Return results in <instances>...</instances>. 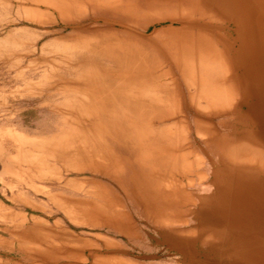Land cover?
<instances>
[{"label":"bare ground","instance_id":"bare-ground-1","mask_svg":"<svg viewBox=\"0 0 264 264\" xmlns=\"http://www.w3.org/2000/svg\"><path fill=\"white\" fill-rule=\"evenodd\" d=\"M0 65L1 105L33 104L27 130L0 117L20 248L49 233L77 264H138L159 251L116 238L146 236L177 256L156 264H264V0H0Z\"/></svg>","mask_w":264,"mask_h":264},{"label":"rangeland","instance_id":"rangeland-1","mask_svg":"<svg viewBox=\"0 0 264 264\" xmlns=\"http://www.w3.org/2000/svg\"><path fill=\"white\" fill-rule=\"evenodd\" d=\"M12 80L13 79L11 78V76L8 75L5 71V69L0 65V89L2 86H5L6 90L13 88L15 85H13L14 82ZM0 92H1V90H0ZM17 98L18 99H12V100L9 99L10 102H9V105L7 107H4L3 105H1V98H0V117H5V116H8L10 114H13L14 116H16L15 120H17V119L19 120V121H17V123L20 124L19 128H21L22 130H27L26 123L28 124L30 114L32 113L30 110H31V107L33 106V104L30 102L29 98H20V97H17ZM21 112H22V114H20ZM15 123H16V121H15ZM0 187H1V185H0ZM34 195H33V193H29L26 196H27V198L33 200L37 204H43L42 196L36 195V194H34ZM2 196L3 195L0 192V198H2ZM6 203H9V201L8 202L6 201ZM13 208L15 210L25 211L29 214L31 212H33V211H31L30 207L23 205V204H18L16 206H14ZM36 214H38L40 216H44V214H39V213H36ZM59 217H60V215H57V214L54 215V217L52 219H50V223L52 224L53 220L55 218H59ZM52 225H54V224H52ZM140 225L144 230L152 233V231L146 225H144L141 222H140ZM7 228H9V229H7ZM11 230H14V228L10 224V222L0 221V237L3 241L6 242V244H7L6 246L9 247V250L0 247V264H32L31 262L22 261L19 259V258L24 257V254L21 253L19 251V249L17 248V245H19V244H17L15 241H11V235H10ZM145 238H146V240L140 241L137 245H135L134 243L127 244V239L122 237L121 235H117L116 239L119 240V242L122 243L123 245H127L128 249L130 251H132V253H134V252L137 253L139 250H137L136 248H138V247H139L138 249H140V247H141L140 250H144V248L147 247L153 253H156V251H159L157 258L155 257V258H149V259H141L138 264H141V263L142 264H152V263L156 264L159 262H163L165 259H172L174 257H177V256L167 255L168 254L167 250H162V248H163L162 246H156V243H153L152 239L150 240L146 236H145ZM145 252H147V251H145Z\"/></svg>","mask_w":264,"mask_h":264},{"label":"crops","instance_id":"crops-1","mask_svg":"<svg viewBox=\"0 0 264 264\" xmlns=\"http://www.w3.org/2000/svg\"><path fill=\"white\" fill-rule=\"evenodd\" d=\"M0 171H1V164H0ZM46 208L47 209L44 211L34 210L33 211L34 213L33 212L30 213V214H35L36 216H39L36 213L50 215L47 218L48 226L42 227L41 229L37 228L38 230L40 231L47 230V232H50L49 230H51L52 232H54V234H58L63 227H68L69 229L74 230L72 225L68 222H65L62 216H60L59 218H55L52 222V224L54 225H52L50 223V219H52L56 214L62 215V211H60L56 207H46ZM56 221H60V224L57 225ZM37 229L35 228L31 230L37 231ZM24 230L26 231L28 230L27 225L24 227ZM48 234H47V238L46 235H44V239L39 238L40 236L42 237V235H39L37 233L29 234L31 240V245L29 247H26L25 250H23L22 248H20L19 245H17L19 251L24 254V257L19 259L22 261L31 262L32 264H75V263L77 264L78 262L76 261L79 260L75 257V246L73 244H70L64 247L63 245H61L57 237L52 238L51 236L49 237ZM38 240H41V242L39 243ZM6 245H7L6 242L0 239V247L9 250V247H7ZM70 257L71 258L73 257V259H71ZM84 264H92L91 257H85Z\"/></svg>","mask_w":264,"mask_h":264}]
</instances>
